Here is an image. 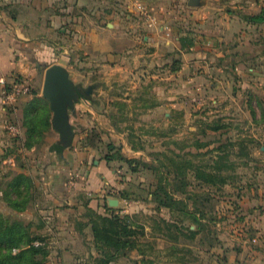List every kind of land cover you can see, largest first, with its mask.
Returning <instances> with one entry per match:
<instances>
[{
    "label": "crops",
    "instance_id": "crops-1",
    "mask_svg": "<svg viewBox=\"0 0 264 264\" xmlns=\"http://www.w3.org/2000/svg\"><path fill=\"white\" fill-rule=\"evenodd\" d=\"M191 2L0 0V81L12 83L18 90L22 116L32 110L29 103L36 96L14 83L15 76L30 79L40 66L59 64L73 81L83 82V87L100 81L101 87L89 98L78 99L69 112L72 130L80 126L115 133L111 118L124 105L125 111H163L172 126L177 116L187 117L196 105L193 113L213 121L210 126H218L213 119L244 112L246 107L251 111L250 103L244 101V87L264 79V21L249 20L260 13L264 0ZM138 5L156 17L152 28L139 18ZM4 123L0 121V127ZM81 137L78 134L77 139ZM250 141L240 138L237 143ZM52 145H58L50 154L57 168L46 170L41 178L40 171L25 174L34 177L35 184H21L32 195L20 213L30 215L25 224L36 219V224L56 227L49 238L56 246H50L40 264H86L89 257L99 256L87 212L103 210L100 198L107 188L121 184L120 176L114 164L92 158L89 151L67 154L60 137L48 147ZM221 154H210L207 160L213 162ZM248 156V169L241 179L223 185L203 184L212 193L227 194L226 201L221 199L215 205V238L208 248L199 249L210 257L206 264H264V169L256 170L251 157L256 158ZM70 168L78 170L74 177ZM212 171L233 178L240 174L228 168ZM184 172L193 175L189 169ZM6 186L0 192L12 193L13 186ZM91 198L99 200L94 203ZM85 241L91 248L83 247ZM166 242L171 249L172 243ZM129 252L141 258L137 249ZM122 258L124 255L110 264H126L120 262Z\"/></svg>",
    "mask_w": 264,
    "mask_h": 264
},
{
    "label": "rangeland",
    "instance_id": "rangeland-1",
    "mask_svg": "<svg viewBox=\"0 0 264 264\" xmlns=\"http://www.w3.org/2000/svg\"><path fill=\"white\" fill-rule=\"evenodd\" d=\"M45 67L47 66L37 67V75L30 79H24L21 76H15L13 79L14 83L22 87L26 86L29 93L32 89L38 92L40 96L38 101L29 103L35 112L39 111L43 101L48 102L50 108L49 101L42 97ZM71 81L78 87L79 84L83 85L81 81L75 82L72 79ZM99 82L95 81L89 85L92 86L89 96L101 87ZM95 83H98L99 87ZM12 85L6 82L5 90L11 91ZM89 86H82L81 89L85 91ZM244 88V101L250 103L251 111L249 107H246L243 109L244 112L235 111L231 116L212 118L217 122L218 129L209 127L213 121H205L197 116L198 113H193L196 105L192 106L187 117L181 119L177 116L173 126L170 125L163 111L158 113L125 111L127 107L124 105L120 108L122 111L113 114L114 119L111 118L116 134L103 132L100 128L88 129L80 126H75L72 130L73 138L64 152L75 154L89 151L92 158L104 159L114 164V169L120 176L121 184L118 187L107 188L104 197L100 198L103 210L95 212L102 215L117 213L128 222L132 221L136 225L144 226V235H138L142 240H148L150 244L149 247L143 248L144 257L131 255V252L127 251L120 262H126V264H147V261H152L153 264H206L210 260L209 256L199 253V249L202 246L208 248L215 238L218 232L214 224L217 218L215 205H218L221 199L222 202L226 201L227 198L223 197L227 194L212 193L209 189L207 190L209 187L193 177H175V173L179 164L184 166L186 162L206 163L209 155L215 153H226L233 160L232 171L240 172L232 178L233 183L247 171L248 161L245 159L250 154L256 158L251 157L254 168L258 171L264 169V159H262L264 154V79L250 81ZM235 98L238 100L236 96ZM190 102L194 104V101L190 100ZM18 103L19 100L16 99L12 102L5 101L0 92V121L5 120L6 122L0 127V191L7 184L13 186L12 193L0 192V219L3 220L6 217L12 222L15 221V225L13 223L15 236H18L20 230L22 235L23 232L25 233L21 238L24 243L19 246L20 248L24 247L29 250L30 246L43 245L49 251L51 247L54 249L56 246L49 239L50 232L56 230V227L52 224H36V219L25 224V221L30 219V215L21 216L20 212L25 211L24 207L28 204L32 193L25 192L21 187L24 184H33V186L35 184L34 177H27L25 174L31 173L33 176L34 172L40 171L38 176L41 178L46 175L44 173L46 170L57 168V161L51 157L52 151L48 146L55 138L59 139V134L56 131L52 133L50 129L46 130L44 116L40 111L36 114V121H34L39 128L36 129L37 135L33 136V131L29 132L25 128L27 123L24 124L23 121L26 113L21 115ZM194 115L197 117L194 118ZM50 124L52 127V117ZM195 125L198 126L197 129ZM78 134L82 135L81 139H77ZM240 138H247L251 141L246 144L237 143ZM71 170L74 177V173L78 170L75 168ZM69 174L67 172V176ZM159 182L166 186L170 194L172 204L169 207L159 206L154 201L153 192ZM256 183H259V178L256 179ZM33 197L35 198V195ZM108 198L116 201L115 206L108 205ZM91 199H95L94 203L99 200V198ZM4 202L9 208H6ZM219 206L226 209L222 203ZM187 210L197 217L198 222L191 219ZM188 227L194 234L190 233ZM165 239L170 244L172 243L171 246L178 249L176 253L174 249L166 247L168 243ZM83 245L84 248H91L87 241ZM179 245L182 248L180 251ZM75 246L77 247L78 244ZM18 248H12L11 254L16 255ZM0 252L3 257V253H8V249L0 246ZM41 257L35 258L39 261ZM178 257L182 258L181 262ZM32 259L28 256L26 260L31 262ZM86 261V264H92L90 257Z\"/></svg>",
    "mask_w": 264,
    "mask_h": 264
},
{
    "label": "trees",
    "instance_id": "trees-1",
    "mask_svg": "<svg viewBox=\"0 0 264 264\" xmlns=\"http://www.w3.org/2000/svg\"><path fill=\"white\" fill-rule=\"evenodd\" d=\"M249 20L251 22L260 23L264 21V7L260 11L259 14L249 16ZM39 67V65H38ZM31 94L36 96V99L33 101H38L37 98L38 92L35 89H32ZM79 99H86L88 97L84 96L82 93L78 94ZM46 101V100H45ZM42 111V116H44L45 128L48 131L51 130V116L52 112L48 106V102L43 101V105L40 107L39 111L35 112V110L26 112L24 124L27 123L25 128L27 131H33V136H36V129L39 128L38 125L34 124L36 121V114ZM33 115V116H32ZM26 121V122H25ZM211 129H218V126H209ZM30 138V137H29ZM58 145H52L49 149L51 151L55 150ZM209 162V163H208ZM233 161L228 159V155L226 153L219 155L213 162L207 161L206 163H198L193 164L192 162H186L184 166L177 167V172L175 173V177H185V170L189 169L193 171L192 177L204 185H223L228 180H232L233 176H222L217 175L212 170H221L224 168L233 169ZM184 169V170H181ZM183 177V178H184ZM24 183V182H23ZM154 201L159 204V206L169 207L171 203V197L166 189V186L159 182V185L156 187L153 192ZM168 199V200H167ZM16 206V204L14 205ZM106 211H111L106 209ZM191 219L194 222L197 221V217L190 213L188 210L186 211ZM87 216L89 217V225L91 234L93 237V243L96 250L99 252V256L92 260V264H110L114 260H116L119 256L124 255L127 251H131L132 249H137L141 254V257H144L143 248L149 247L148 241H140V237L138 235H144V226L136 225L132 221L128 222L124 217L116 214L111 215H102L95 211L87 212ZM4 217V216H3ZM12 220L4 217L3 220L0 219V246L6 247L8 249V253H3V257L0 252V264H40L42 263L48 255V251L45 249L43 245L41 246H30L29 250L24 247H19L22 242L21 238L25 234L21 230L18 233V236H15V227H13ZM10 224L11 226L7 225ZM15 225V223H14ZM25 230V229H24ZM188 230L190 233L194 234L189 227ZM18 239V244H17ZM26 242V241H25ZM14 247H19V251L16 255L11 254V249ZM174 249L176 253L178 249L176 247H171ZM180 251V250H179ZM33 259L29 262L28 256ZM42 256L41 260H37L35 257ZM181 262V257H178ZM14 260V262H12ZM147 264H153L152 261H147Z\"/></svg>",
    "mask_w": 264,
    "mask_h": 264
},
{
    "label": "water",
    "instance_id": "water-1",
    "mask_svg": "<svg viewBox=\"0 0 264 264\" xmlns=\"http://www.w3.org/2000/svg\"><path fill=\"white\" fill-rule=\"evenodd\" d=\"M193 0L191 4H193ZM92 86L85 91L73 84L68 71L53 64L45 69L42 85V97L49 101L52 111V127L59 134L60 141L68 145L73 138V131L69 122V112L73 109L74 103L79 99L78 94L82 93L89 98ZM115 200L108 198L109 206H115Z\"/></svg>",
    "mask_w": 264,
    "mask_h": 264
},
{
    "label": "built area",
    "instance_id": "built-area-1",
    "mask_svg": "<svg viewBox=\"0 0 264 264\" xmlns=\"http://www.w3.org/2000/svg\"><path fill=\"white\" fill-rule=\"evenodd\" d=\"M137 10L139 12L138 13L139 18L147 28H152L157 23L156 17L153 14H151L145 7L138 5ZM0 84L2 85V95L4 97V100L7 102L15 101V99H17L16 97L18 94V90L14 86H12V90L8 92L4 88L6 82L1 80ZM24 90L28 91V88L24 87Z\"/></svg>",
    "mask_w": 264,
    "mask_h": 264
}]
</instances>
